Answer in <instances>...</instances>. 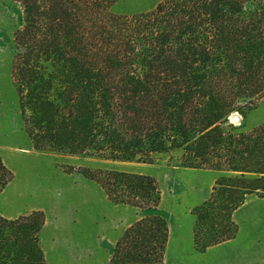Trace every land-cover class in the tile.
I'll list each match as a JSON object with an SVG mask.
<instances>
[{
	"label": "trees",
	"instance_id": "1",
	"mask_svg": "<svg viewBox=\"0 0 264 264\" xmlns=\"http://www.w3.org/2000/svg\"><path fill=\"white\" fill-rule=\"evenodd\" d=\"M10 75L25 133L42 151L114 162L164 154L217 174L192 210L194 247L234 239L233 213L264 198V123L248 131L229 117L264 96V0H162L117 15V0H14ZM115 205L138 213L108 264H164L169 241L157 181L80 168ZM0 158V194L13 180ZM45 218L0 215V264H47Z\"/></svg>",
	"mask_w": 264,
	"mask_h": 264
},
{
	"label": "rangeland",
	"instance_id": "2",
	"mask_svg": "<svg viewBox=\"0 0 264 264\" xmlns=\"http://www.w3.org/2000/svg\"><path fill=\"white\" fill-rule=\"evenodd\" d=\"M160 1L117 0L111 12L138 14L153 9ZM21 20L17 2L0 0V158L14 176L0 194V215L14 219L41 211L45 218L44 249L52 251L59 244L65 256L57 261L56 254L50 253L53 264H108L115 241L137 220L138 213L129 206L111 203L98 184L80 173V168L149 175L161 190L157 213L169 229L164 264H216L212 261L217 254L198 251L192 234V210L208 198L215 172L181 167L175 157L164 154L146 163L114 162L32 146L10 75L13 33ZM229 121L244 131L264 123V96L253 105H242Z\"/></svg>",
	"mask_w": 264,
	"mask_h": 264
},
{
	"label": "crops",
	"instance_id": "3",
	"mask_svg": "<svg viewBox=\"0 0 264 264\" xmlns=\"http://www.w3.org/2000/svg\"><path fill=\"white\" fill-rule=\"evenodd\" d=\"M233 220L238 226L237 235L230 241L207 249L217 254L212 262L216 261V264H264V198L249 197L233 213ZM44 229L45 225L40 234V242L46 263L53 264L50 253L56 254L57 261L65 259L59 244H56L52 251L44 249L43 242L46 241Z\"/></svg>",
	"mask_w": 264,
	"mask_h": 264
}]
</instances>
